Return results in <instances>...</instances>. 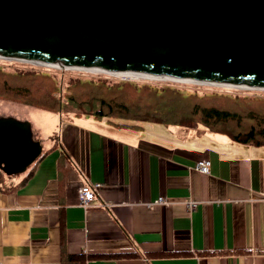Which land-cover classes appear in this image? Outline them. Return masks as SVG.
Here are the masks:
<instances>
[{"label": "crops", "instance_id": "1", "mask_svg": "<svg viewBox=\"0 0 264 264\" xmlns=\"http://www.w3.org/2000/svg\"><path fill=\"white\" fill-rule=\"evenodd\" d=\"M53 115L19 179L0 171V264H264V147Z\"/></svg>", "mask_w": 264, "mask_h": 264}, {"label": "water", "instance_id": "2", "mask_svg": "<svg viewBox=\"0 0 264 264\" xmlns=\"http://www.w3.org/2000/svg\"><path fill=\"white\" fill-rule=\"evenodd\" d=\"M0 58L264 90V0H0ZM40 153L0 118V171Z\"/></svg>", "mask_w": 264, "mask_h": 264}, {"label": "rangeland", "instance_id": "3", "mask_svg": "<svg viewBox=\"0 0 264 264\" xmlns=\"http://www.w3.org/2000/svg\"><path fill=\"white\" fill-rule=\"evenodd\" d=\"M95 70V71H92ZM74 69L65 67H54L46 65H37L25 61H16L0 58V71L5 75H8L10 81H14L16 86L23 87L31 91L33 99L35 96L48 91H53L52 96L59 100L64 106L66 117H88L91 116L92 108L83 103L82 107L78 112L75 110V106L71 105L69 102V97L75 95L80 101L86 102L91 90V85L97 86H114L112 83H133L138 88H151L159 90L162 87H169L180 94H167L163 93L157 99L158 108L164 106L165 111H172L171 115H168L165 111L163 117L173 118L171 116H176L178 113H187L186 111H192L190 107L192 103H197L201 106L215 105L224 109H228L233 112H237V115L241 117L261 115L264 113V90H253L239 87H231L224 85H212V84H202L193 83L190 81L183 80H171V79H161V78H150L143 75H130V73L123 74H112L111 72H106L100 69ZM99 72V73H98ZM101 72V73H100ZM106 72V73H105ZM19 75L21 77H19ZM27 76V79L25 78ZM104 80V81H101ZM123 85V84H121ZM128 85V84H127ZM115 87V86H114ZM27 90V91H28ZM106 89H97L98 93H103ZM116 90L123 95V99L114 97L116 101H122L130 107L134 102H130L128 106V98L133 96L137 101L142 99L141 102L135 104L136 110L129 109L132 114H135L139 106L148 107L150 103H154L156 99L150 95L140 93L135 94L130 90V88L117 87ZM14 99H20L14 94L11 95ZM25 100V98H22ZM110 99V98H108ZM89 100V99H88ZM163 105H162V103ZM90 108V109H88ZM45 112V113H44ZM158 112V111H157ZM47 114H52L53 112H47L34 107L20 104L18 102L2 101L0 100V118H13L18 121H26L30 124L32 131H36L37 128L44 127V130L49 129L48 117L44 116ZM160 113V112H159ZM55 114V113H53ZM162 114V113H161ZM57 116L64 117L61 113H56ZM109 119V118H108ZM157 119V118H155ZM118 124H122L120 119H112ZM164 129L175 130L181 133H188L193 131H207L205 126L196 125L192 128H185L182 126H163L161 124H155ZM237 124L235 122L230 123L226 127V131L230 133L237 132ZM210 130V129H209ZM212 131V130H211ZM216 131V130H215ZM216 131V132H222ZM213 133V132H210ZM225 135V134H224ZM227 136V135H226ZM37 142H40L42 147H44V141L42 139V134L36 136ZM21 174L5 175V178L10 182H14L19 179ZM263 195L261 197V201ZM263 203V201H262ZM264 204V203H263Z\"/></svg>", "mask_w": 264, "mask_h": 264}, {"label": "trees", "instance_id": "4", "mask_svg": "<svg viewBox=\"0 0 264 264\" xmlns=\"http://www.w3.org/2000/svg\"><path fill=\"white\" fill-rule=\"evenodd\" d=\"M19 77L21 76L19 75ZM25 78L27 79V76H25ZM9 79L10 78L8 77V75H5L0 71V100L18 102L20 104L22 103L24 105L34 107L35 109L53 112L55 114L61 113L62 115L66 116L65 112L68 111L65 110L64 106L59 100L52 96L53 91H48V93H44L45 96L39 94L33 99L31 91H29L27 88L24 89L23 87L16 86L14 81H10ZM112 84L115 87H99L97 86V84L91 85V90L95 91L90 92V95L88 96L89 100L87 99L86 102H82L77 97H75V95H72L69 97V102L71 105L75 106V110H77L76 112L79 111L83 103H86L87 106L92 108L91 116L88 117H92L96 120H106L111 125L117 127L134 129L137 128L140 124L144 123L161 124L163 126H182L185 128H192L196 125H203L208 128L207 130L209 132L225 134L232 141L238 144L254 147H264V113L261 115L241 117L237 115V112H233L215 105L201 106L197 103H192L190 107L193 110L191 112L186 111L187 113H178L176 116H171L173 118H165L163 117V113L165 111L164 106L158 108V97H160L163 93H180L169 89V87H162L159 90H156L151 88H138L135 85H131L133 83L114 82ZM96 87L97 89L105 88L106 90L103 93H98L96 91ZM117 87L130 88V90H132V92H134L135 94L139 95L140 93H144L145 97L146 94H150L156 99V101L154 103H150L148 107L139 106L138 111L135 114H132L129 109L132 108V110H136L135 104L141 102L143 98L137 101L136 99H134L133 96L129 97V102L127 103L128 106H130V102L134 103L131 104L130 107H127L124 102H118L114 100V97L123 99V95H121L116 90ZM12 94L18 96L20 99H14L13 97H11ZM22 98H25V100H23ZM165 112L168 115L172 114V111ZM112 119H120L122 120V124H118ZM233 122L237 124V132L230 133L229 131H226V127ZM215 130L223 131L216 132Z\"/></svg>", "mask_w": 264, "mask_h": 264}, {"label": "built area", "instance_id": "5", "mask_svg": "<svg viewBox=\"0 0 264 264\" xmlns=\"http://www.w3.org/2000/svg\"><path fill=\"white\" fill-rule=\"evenodd\" d=\"M112 74H115L113 72H111ZM130 75H134V74H130ZM194 170L198 171L199 173L202 174H208L209 170H210V162L207 160H200L196 163V165L194 166ZM94 201V191L93 189H91L89 186L83 185L80 187L79 189V203L80 206L83 208H88L91 206V203ZM263 203H264V194H263V199H262ZM156 204L162 205L164 203H166L165 199L163 197H159L156 201ZM186 205L192 209L194 208L195 204L192 202H188L186 203Z\"/></svg>", "mask_w": 264, "mask_h": 264}, {"label": "bare ground", "instance_id": "6", "mask_svg": "<svg viewBox=\"0 0 264 264\" xmlns=\"http://www.w3.org/2000/svg\"><path fill=\"white\" fill-rule=\"evenodd\" d=\"M65 68H74V67H68V66H64ZM74 69H77V68H74ZM88 70H92V69H88ZM92 71H95V70H92ZM99 73V72H98ZM101 73V72H100ZM106 73V72H105ZM117 74H123L122 72H116V75ZM136 75H139V74H134V76H136ZM153 78V77H152ZM162 79V78H161ZM233 88V87H232Z\"/></svg>", "mask_w": 264, "mask_h": 264}]
</instances>
